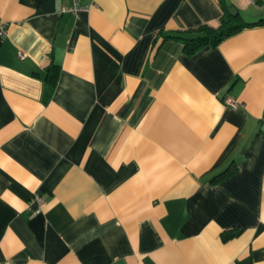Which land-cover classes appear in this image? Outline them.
Returning a JSON list of instances; mask_svg holds the SVG:
<instances>
[{"label": "crops", "instance_id": "crops-1", "mask_svg": "<svg viewBox=\"0 0 264 264\" xmlns=\"http://www.w3.org/2000/svg\"><path fill=\"white\" fill-rule=\"evenodd\" d=\"M222 1L264 18L0 0V264H264V24L193 54L162 37Z\"/></svg>", "mask_w": 264, "mask_h": 264}, {"label": "trees", "instance_id": "trees-1", "mask_svg": "<svg viewBox=\"0 0 264 264\" xmlns=\"http://www.w3.org/2000/svg\"><path fill=\"white\" fill-rule=\"evenodd\" d=\"M261 24H264V18L253 22L246 21L237 9L222 1V15L216 27L201 24L184 30L162 32V37L180 41L184 52L193 54L207 45H217L245 27Z\"/></svg>", "mask_w": 264, "mask_h": 264}, {"label": "built area", "instance_id": "built-area-1", "mask_svg": "<svg viewBox=\"0 0 264 264\" xmlns=\"http://www.w3.org/2000/svg\"><path fill=\"white\" fill-rule=\"evenodd\" d=\"M249 1L256 2L257 0H249ZM262 1H264V0H262ZM81 8L82 7L80 5L79 0H71V5L64 8V10H69V11L73 12L74 14H77L78 10H80ZM8 26H9L8 21L0 19V36L6 35ZM18 56L22 58L24 56V53L22 51H18ZM225 102L229 106H231L232 108H236L238 105V102L231 97H226ZM37 199L40 200L41 198L39 196H37Z\"/></svg>", "mask_w": 264, "mask_h": 264}]
</instances>
